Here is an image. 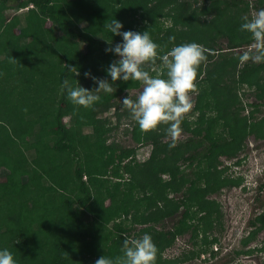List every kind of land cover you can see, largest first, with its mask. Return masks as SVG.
Wrapping results in <instances>:
<instances>
[{
  "label": "trees",
  "instance_id": "16d2710c",
  "mask_svg": "<svg viewBox=\"0 0 264 264\" xmlns=\"http://www.w3.org/2000/svg\"><path fill=\"white\" fill-rule=\"evenodd\" d=\"M8 1L0 0V6L14 3L21 8L28 3L34 9H26L27 17L23 19V33L32 36L30 48L17 43L19 34L13 32L15 21L5 20L0 11V53L3 52L0 57V174L3 171L0 247H8L19 264H94L102 255L122 257L123 241L132 232V228L123 225V220L113 224L118 231L116 237L98 238L107 233L106 225L121 214L132 225L139 224L134 233L137 238L151 234L158 248L156 264L189 260L208 246L213 247L218 241L215 231L221 229V211L218 202L208 195L219 190L226 180L227 185L239 182L222 174L219 157L237 155L249 134L264 138V116L256 119L254 115L264 98V61H255L252 50L248 51L250 58L241 61L243 52L222 54V48L215 44L219 33L224 32L228 37L227 49L250 45L251 33L240 29L248 3L245 0H122L115 7L113 4L118 0H90L91 4L88 0H12V4ZM255 2L254 6L264 0ZM168 5L178 6L176 16L180 21L177 17L175 21L186 28L177 30L178 25L171 26L160 39L154 40L160 45L161 55L177 44L192 41L207 50V59L198 67L195 82L198 95L192 109L200 110L199 118L192 126L183 118L181 130L186 136L174 141L169 138L165 124L150 131L136 125L135 138L150 142V154L131 172L128 181L117 180L103 190L109 200L105 205L103 198L93 199V171L98 168H91V163L102 159L109 147L102 136L105 130L97 111L108 110L113 96L101 91L98 93L101 99L94 106L84 108L72 104L61 93V82L67 77L76 85L96 87L90 77L84 76L85 71L110 81L106 68L112 61L107 53L105 56V49L110 47L108 41L119 42L122 37L111 34L105 25L116 18L124 26L122 17L127 10L142 11L153 20L167 15ZM190 8L193 10L188 12ZM88 10L94 17L100 14L93 20L98 27L80 29L75 19L88 16ZM108 11L110 15L104 16ZM77 12L80 14L76 15ZM39 19L55 24L62 31L61 38L46 37ZM32 57L35 63L28 61ZM43 58L48 60L37 72L39 66L34 64H41ZM67 66L78 69L79 74L68 71ZM12 78H16V84L20 83L17 88L10 86ZM122 82L125 81L117 80L113 85ZM243 84L254 86L257 102L246 104L242 100ZM246 106L251 107L247 114ZM203 107L212 108L214 115L206 116ZM70 112L76 125L91 126L95 161L84 153V161L80 162L75 129L63 123V117ZM129 113L125 115L130 116ZM218 125L226 132L218 133ZM113 161L112 156L104 159L105 164ZM73 162L75 167L71 166ZM129 165H124L126 171H130ZM117 167L112 173L119 176ZM186 167L191 171L185 170ZM85 174L88 181L83 180ZM164 175L167 177L163 178ZM258 189H264V181ZM194 219L196 223L190 222ZM167 221L171 224L165 228L163 224ZM249 224L254 228L241 238L243 247L264 228V210L251 218ZM186 233L194 244L200 237L199 246L183 251L178 257H164V249ZM93 241L96 242L92 245ZM262 243L257 250H264V239Z\"/></svg>",
  "mask_w": 264,
  "mask_h": 264
},
{
  "label": "rangeland",
  "instance_id": "374dc122",
  "mask_svg": "<svg viewBox=\"0 0 264 264\" xmlns=\"http://www.w3.org/2000/svg\"><path fill=\"white\" fill-rule=\"evenodd\" d=\"M245 1L248 3V8L243 14V17L247 16L249 17V19H251L260 9L264 8L263 2L262 4L257 3V5L254 6L256 3L255 0ZM114 2H117V0H114ZM12 3V0L8 1V4ZM88 3L91 4L90 0H88ZM26 4V7L21 8L19 6L14 5V3L13 6L3 8L0 6V11L5 20L11 19L15 21L13 32L15 34H19L17 38V43L19 45L28 46V48H30L31 46L29 44L32 40V36L23 33V27H25L23 19L27 17V12H25V10L32 9L33 7L31 4ZM121 4L122 0H118V2L114 3L113 5L117 7ZM179 10L180 9L178 8V6L174 8L168 5L167 15H160L158 17L156 16L155 18H153V20L148 17L149 14L143 13L142 11L132 13L131 10H127L126 14H124L122 17L123 23L125 24L122 28V31L135 30L143 32L147 30L153 40L160 39L163 36L164 32L171 26L175 27L178 25L177 30H182L186 28V26H184L182 23L177 22L180 21V19L177 17ZM191 10H193V8H190L188 12H191ZM88 13V16L82 15L78 16V19H75L76 26L78 28L83 29L85 26H92L93 28L98 27L93 20L97 19L100 14L97 17H94L93 15H91L90 11ZM78 14H80V12L76 13V15ZM107 15H110L109 11L105 12L104 16L107 17ZM176 17L177 21H175ZM37 21L40 23V28L44 30L43 33H45L46 37L51 36L54 40H59L61 38L62 31H60L59 28L51 21L47 19H39ZM38 34H42V32ZM117 42L118 40H114L112 44L114 45ZM215 44H217L216 47L222 48V54L227 52L238 54L242 52H248L249 50L255 51L254 39H251L250 45L243 44L240 47L227 49L226 47L228 46V37L224 32L219 33L216 38ZM80 47L82 50H85L84 44L81 42ZM106 53L108 54L111 61L117 59V57L113 53L105 52V56ZM2 55L3 52L1 51L0 57ZM218 56L219 55L216 56V59L218 58ZM43 59L44 60L41 61V64H34L36 67L39 66L37 68V72L42 69L45 60H48V58ZM28 61H32L33 63H35L36 59L35 57H32ZM144 67L150 72L151 75H155L156 73L161 72L164 68L162 61H160L159 64H150V62H148L144 65ZM26 72H28L27 69ZM26 72L25 74H28ZM29 75L30 74H28V76ZM16 82V78H12V80H9V83H12L10 84V86H12L13 88H17L19 86L18 84L20 83L16 84ZM31 82L35 83V81ZM253 88L254 86L252 87L247 84H243L242 86H240V92L243 93L242 100L246 104L258 101L253 93ZM89 89L91 90L93 89V87H89ZM142 90L143 84L140 81L129 80L117 85L114 84L113 91L109 93L113 96L111 97L112 99L110 101L112 103L111 107L106 111H97V117L100 120V124L104 125L103 129L105 130V133H103L102 136L105 139L106 146H109L108 148H106L102 159L96 160V158H92L94 156L92 148L94 146L93 140L95 139V136L93 134L91 126L81 124L76 125L71 112L63 117V123L75 129L74 135L79 140V142L76 143L80 152V162L84 161V153L87 154V157L90 160H96V164L91 163V168L99 169V171H97L98 169L93 171L95 172L93 174L95 185L93 187L92 195L93 199L98 198L100 200L101 198H103L105 205L108 204L109 200L108 195L104 194L103 190L107 188V186L110 187L117 180H121L124 182L128 181L131 177V172L133 173V170L137 169L138 165L141 164L144 160H146V158L150 154V142H146L144 139L136 140L135 136L137 135V131L135 130L136 125L138 126V124L132 118L130 113V116L125 115V113L129 112L130 110L126 106H124L122 102L124 97L127 95L133 100H135V98L140 94ZM190 95L194 107L198 95V89L194 88L193 90H191ZM261 103V106H259L258 110L254 113L256 119H259L261 116H264V98L261 99ZM192 108L183 116L186 122H188L191 126L194 125L196 120L199 118L200 112L199 109L194 110ZM250 108L251 107L246 106L244 113L247 114L248 111H250ZM203 111L206 112V116L214 115V110L210 107H203ZM115 112L116 114L118 113V116L115 114ZM216 130L218 131V133L226 132V130L223 129L221 125H218L216 127ZM185 136L186 132L181 130L180 135L175 140H182ZM169 138L172 139L171 136ZM47 146L48 145L45 144V148H47ZM97 156L99 158L100 154ZM107 156L114 157L113 163L105 164L104 159ZM75 163L76 162H73L71 166L75 167ZM127 164H130V171H126V169L124 168V165ZM117 165L118 171L121 174L119 176L114 175L112 173V171L115 170V166ZM219 168L222 169V174L225 177L229 178V180L233 179L239 182L237 184L227 185L225 184L227 182L226 180L224 185L219 190L208 195V197L218 202L219 209L221 211V229L219 231H215V235L218 238V241L216 242L217 249L208 246L198 256L189 260L177 262L175 264H264V250L256 249L257 247L263 245L262 240L264 239V228L259 230L255 237L251 239L245 247L241 245L240 241L241 238L248 236L251 233V230H253L254 228L253 225L249 224V220L264 210V189L260 191L258 189L259 183L264 181V138H257L253 134L247 135L244 139V145L242 147V150L237 155L230 158L225 157L223 155L219 157ZM185 170L191 171L189 167H186ZM2 172L0 174L1 179L3 176ZM162 177L166 178L167 176L164 175ZM88 178L89 176L87 174L83 176V180L85 181H88ZM123 185H121V187ZM129 217L130 216H128V218ZM122 220L124 221L123 225L125 227L132 228V232L128 239L137 238V235L134 233L139 229V224L135 223L132 225L129 219L124 220L123 214L117 216L112 221H110L106 225L107 233H105V230H103L105 234L101 232L102 234L99 235L98 238L103 239L102 237H108V235L110 236V239L112 237H116L118 231L113 228V224ZM190 222L196 223V220H190ZM170 224V221H167L163 225L165 228H168ZM258 224L259 223L257 222L256 225ZM133 227L135 228L134 230ZM199 239L200 237L197 238V244H194L193 240L189 239V233L177 237L172 245L164 249V251L162 252L163 256L171 259L173 257L180 256L183 251L190 250L191 248L195 249L199 246ZM96 241H93L92 245ZM212 250H215L214 255L212 253ZM237 250H242L243 252L236 253ZM245 250L252 251L247 253L244 252Z\"/></svg>",
  "mask_w": 264,
  "mask_h": 264
},
{
  "label": "clouds",
  "instance_id": "9594fccd",
  "mask_svg": "<svg viewBox=\"0 0 264 264\" xmlns=\"http://www.w3.org/2000/svg\"><path fill=\"white\" fill-rule=\"evenodd\" d=\"M242 20L240 29L251 33L255 41V53L252 58L258 62L264 61V8L251 19L245 16ZM105 27L111 34L122 37V40L114 45L112 41L107 40L110 47L105 51L117 57L106 68L111 80L92 76L90 72L85 71L84 76L94 81L97 85L95 88L90 90L80 83L76 85L65 77L61 82V93H65L72 104L90 108L101 99L98 93L113 91L112 85L115 81H140L143 90L135 100L125 96L123 105L130 110L132 118L141 130L150 131L165 124L167 134L174 141L181 133L180 125L184 114L193 107L190 92L196 87L198 67L207 59L206 48L195 41L185 42L173 46L166 54L161 55L160 45L147 30L122 31L123 24L116 18ZM249 58L248 52L240 57L241 61H247ZM157 59L162 61L164 70L151 75L144 65ZM67 67L68 71L79 74L78 69ZM172 146L174 144H170V147ZM213 248L217 249V245H213ZM157 253L158 248L151 234L144 233L139 238L124 239L122 257L102 255L94 264H156ZM0 264H19V261L8 247H0Z\"/></svg>",
  "mask_w": 264,
  "mask_h": 264
}]
</instances>
